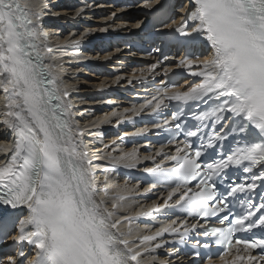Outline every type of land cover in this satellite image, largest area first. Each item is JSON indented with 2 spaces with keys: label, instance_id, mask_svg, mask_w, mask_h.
<instances>
[{
  "label": "snow or ice",
  "instance_id": "6c2138e0",
  "mask_svg": "<svg viewBox=\"0 0 264 264\" xmlns=\"http://www.w3.org/2000/svg\"><path fill=\"white\" fill-rule=\"evenodd\" d=\"M178 15L168 30L189 46L205 44L211 55L201 60L186 52L178 61L157 56L127 79L129 86L152 85L154 94L146 92L150 98L139 107L106 114L104 122L119 117L117 126L139 120L152 125L105 148L115 151L130 136L155 133L161 146L143 161L140 148L110 158L129 169L152 164L144 169L154 181L145 194L168 189L163 203L153 201L135 217L114 221V212L95 198L92 161L80 151L84 132L72 123L71 93L55 86L38 50L40 13L19 0H0L2 123L13 132L7 146L0 144V205L26 206L14 240L31 246L0 264H25L29 255L26 264H144L145 255L169 244L191 253L187 264H264V0H189ZM154 53L161 49L148 55ZM177 63L193 78L179 86L170 79L177 69L167 66ZM161 216L170 222L133 236L134 220ZM121 223L128 224L126 232ZM3 227L0 218V232L7 235Z\"/></svg>",
  "mask_w": 264,
  "mask_h": 264
},
{
  "label": "bare ground",
  "instance_id": "6f19581e",
  "mask_svg": "<svg viewBox=\"0 0 264 264\" xmlns=\"http://www.w3.org/2000/svg\"><path fill=\"white\" fill-rule=\"evenodd\" d=\"M21 1H22L25 5H29V6L31 7L33 13H35L34 9H35L36 7L40 9V4H39V1H40V0H21ZM42 1L45 3V8L43 9V10H45L46 7H47V2H46V0H42ZM72 8H73V11H72V10H69V11H66V13L62 12V13H59V14H61V15H63V14H68V16H69V15H73V14H75V11H74L75 6H74V4H73ZM41 9H42V6H41ZM177 13H179V12H177ZM100 15L103 16V15H105V14H104V12H101ZM171 19H172L171 24H175V23L179 20V15H177V16L174 15V16L171 17ZM73 20H74L73 17H68V18H66L65 16H62V17H59L58 19H54V20H50V21L58 22L59 24L61 23V25H63V24H65V23H66V24H67V23H70V22L73 21ZM97 21L101 22L99 18H96V19H95V22H93L92 24H90L91 27L93 28V30L95 29L94 31H97V29L102 25L101 23H98ZM48 22H49V20H48ZM48 22H47V23H48ZM55 30H56V27H55L54 24L46 25L45 28H42V26H41L40 36L42 37V39L44 40V42H45V41H48L51 45L53 44V45H55V46L57 47L58 50L55 49V50L57 51L56 56H64V57L62 58V61H60V62L56 65V66H58V65L60 64V65H62V67H64V63H65L66 61L69 60L70 55L74 52L72 46H65V45H66V42L69 41V40H67L66 37H65L61 42L55 43V42H53V40L56 39L57 36H55L54 34H52V35H48V36H44V35H42L43 33L45 34L44 31H55ZM84 30H85V29H84ZM84 30H81V31L79 32V35H83V33L85 32ZM50 39H51V41H49ZM58 40H60V39H58ZM111 54H112V53H111ZM103 55H104V54H103ZM121 55H122L123 57H126V56H127V51H126V50L123 51V52L121 53ZM52 56H53V55H51L50 57L52 58ZM87 58H89V59H95V57L92 58V57H90V56H87ZM96 58H98V57H96ZM119 59H121V58H119ZM84 60H86V59L84 58ZM103 60L106 61L107 59L104 58ZM113 62H114V61H113ZM85 71H86V70L81 71V74H80V75H78L76 78H73V79H72L73 82H76L77 84H80V92H81V93H88V92H90V91H91V87L94 86V85H96L95 83L97 82V80H98V79H103V78H104V77H102V76H98V75L94 74L93 72H91V73L87 76V75H85ZM95 88H96V86H95ZM1 96H2V95L0 94V98H1ZM89 102H91V101H88V100H86L85 98H84L82 101H78L77 104H78L79 106L81 105V103H84L85 105H83L82 107H80V108L74 110V112L77 113V114H80V113L83 112V111H87V107H88V106H87V105H88L87 103H89ZM4 103H5V102H4ZM4 103H0V115H2V116H3V112H4V108H3ZM124 109H125V108H124ZM120 110H121V109H111V110L105 112L104 114L99 115V117H97L96 120L91 124V129L96 130V129H98L100 126H103V127H104L105 125H107V124L109 123V122H104V121H105V116H106V114H110V113H112L113 111L121 112ZM117 118H118V117H113V119H117ZM3 119H4V117H3ZM3 126H4V124H3ZM87 129H88V128H87ZM5 131L7 132V135H8L9 137H11V133H12V131H11L10 129H8L6 125H5ZM88 131H89V130H88ZM88 131H87V132H88ZM97 134H98V132H96V131H95V132H94V131H91V132H90V136H91V135H92V136L89 138L88 141H89V142H92V141L94 140L93 138H96V137H97ZM90 144H92V143H90ZM80 151L82 152L81 149H80ZM103 177H104V175H101V176H100V178H103ZM110 181H111V182H110ZM110 181H107V182L104 184V185H107V186H108V191H104L103 194H104L105 198L108 200L110 206H111L113 203H115V204L118 205L119 208H122L121 202H123V201H120V200L118 199V197H119L120 195H122L123 192H120L119 194H117V196H114L113 198L111 197V195L116 191V187L118 186V185H115V184H119V183H115V182L112 181L111 179H110ZM123 187H124L123 184H119V188H123ZM117 192H119V191H117ZM126 201H131V200H126Z\"/></svg>",
  "mask_w": 264,
  "mask_h": 264
}]
</instances>
